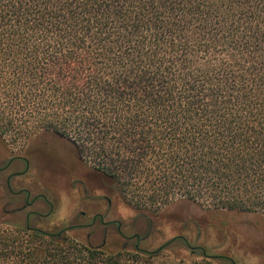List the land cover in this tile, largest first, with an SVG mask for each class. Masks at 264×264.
I'll use <instances>...</instances> for the list:
<instances>
[{
    "label": "trees",
    "instance_id": "trees-1",
    "mask_svg": "<svg viewBox=\"0 0 264 264\" xmlns=\"http://www.w3.org/2000/svg\"><path fill=\"white\" fill-rule=\"evenodd\" d=\"M1 127L68 141L153 205L251 213L264 228V0H0ZM3 215L0 264L161 252Z\"/></svg>",
    "mask_w": 264,
    "mask_h": 264
},
{
    "label": "rangeland",
    "instance_id": "rangeland-1",
    "mask_svg": "<svg viewBox=\"0 0 264 264\" xmlns=\"http://www.w3.org/2000/svg\"><path fill=\"white\" fill-rule=\"evenodd\" d=\"M0 131L4 133L5 145L0 140V158L7 155H19L26 145L31 142L35 137L31 131H24V128H0ZM7 148V149H6ZM73 154L76 158L77 165L75 170L82 173L85 186L89 192V197L84 201L82 193L74 195L73 199L61 207H56L50 213L49 216L42 220L32 217L30 220L31 226H37V222L40 223L38 227L48 230L56 231L68 227L70 225L79 224L78 219L79 212L86 211L89 214V219L86 223L91 221V215L94 212H104L108 206L106 199H109L111 206L109 207V214L105 218V221L117 220L122 224V232L126 236H132L134 234L144 238L140 244V248L143 251L152 252L159 247L167 243L175 236L184 237L191 246H201L206 253L216 254L219 251H223L217 248L218 243L223 238L225 229H220L217 223H223L231 214L225 216L218 215L217 213H211L206 208L211 206H204L199 209L190 204L185 207L183 205L164 206L163 204H151L146 200H141L136 194L133 196L124 190L121 183H116L105 176L101 172L93 169L92 163L97 162L94 158H90L86 155L80 158L76 152V149L72 145ZM41 159L51 163H61L62 156L58 148L52 146H45L39 150ZM20 170V165L15 163L11 169L6 172L0 173V217L5 214V219L9 221L24 220V214L28 210H35L40 214L48 212V208L32 207L25 210L22 214H6L13 210H16L22 205L23 196L12 197L6 187V176L13 171ZM20 179L12 182L14 187H18L17 183ZM23 185L29 186L28 181ZM131 195V196H130ZM80 199L88 203V206H80L82 202ZM8 201L12 202V205H6ZM237 217H242L249 223H255L254 226L260 225L261 220L251 214H232ZM6 229H0V234L5 232ZM110 234L105 241V246L109 249L117 250L124 244L114 228H110ZM8 234V233H6ZM4 234V235H6ZM80 236L83 234H79ZM91 246H101L103 243L102 229L98 225L91 237L87 240ZM135 240H131L126 248L128 252L134 250ZM149 264H223L221 262L208 260L204 258L200 252H191L185 248V245L179 242L162 250L159 256L154 257Z\"/></svg>",
    "mask_w": 264,
    "mask_h": 264
},
{
    "label": "flooded vegetation",
    "instance_id": "flooded-vegetation-1",
    "mask_svg": "<svg viewBox=\"0 0 264 264\" xmlns=\"http://www.w3.org/2000/svg\"><path fill=\"white\" fill-rule=\"evenodd\" d=\"M45 146L59 149L62 156L61 163H51L41 159L39 150ZM15 163L20 165V170L10 172L6 176L5 182L7 190L13 198L23 196L22 205L16 210L24 211L32 207L49 209L45 214H40L35 210L26 211L25 223L28 229L42 230L38 227L39 222H37L36 227L31 226L30 220L32 217L37 218L39 221L46 218L54 208L61 207L65 203L68 204L74 195L78 193H82L84 201L90 196L82 173L80 174L75 170L77 161L73 154L72 144L64 139L51 134L35 136L19 155L9 156L6 154L3 158H0V173L8 171ZM18 178L20 179L17 182L19 185L14 187L12 182H16L15 180ZM27 181L29 186L23 185ZM103 199L108 204L104 212H94L91 215V221L86 223V220L90 218L89 214L86 211H81L78 215L80 223L63 229L66 232L77 231L89 239L94 229L99 225L103 233V243L101 245H104L111 233L110 228L113 227L117 235L124 240L122 248L126 249L129 241L134 239V249L143 251L140 244L145 237L141 238L137 234L126 236L122 232V224L119 221H105L109 214L111 202L105 196H103ZM80 202H82L80 206H88V203L83 202L81 199ZM6 205H12V202L8 201ZM227 218L223 223H217L220 229H225L223 238L217 246L223 251L208 255L204 248L191 246L182 236H175L170 239L167 247L179 242L191 252L198 251L204 258L223 264H264V228L262 222H259L260 225L254 226V222L249 223L240 216L237 217L231 214Z\"/></svg>",
    "mask_w": 264,
    "mask_h": 264
},
{
    "label": "water",
    "instance_id": "water-1",
    "mask_svg": "<svg viewBox=\"0 0 264 264\" xmlns=\"http://www.w3.org/2000/svg\"><path fill=\"white\" fill-rule=\"evenodd\" d=\"M168 244H169V242L165 243L164 245H162L161 247H159L157 250L153 251L152 253H156L158 251H162L163 249H165L167 247Z\"/></svg>",
    "mask_w": 264,
    "mask_h": 264
}]
</instances>
